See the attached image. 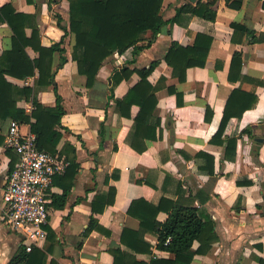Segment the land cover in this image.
Wrapping results in <instances>:
<instances>
[{
	"label": "crops",
	"instance_id": "0c3cea01",
	"mask_svg": "<svg viewBox=\"0 0 264 264\" xmlns=\"http://www.w3.org/2000/svg\"><path fill=\"white\" fill-rule=\"evenodd\" d=\"M184 3L185 0H164L163 20L173 18ZM6 5L16 13L35 16L42 46L59 43L65 35L57 24V15L68 28L69 0H0V8ZM232 24L245 25L258 39L264 34V0H242L239 10L226 7L224 0H220L213 22L190 14L178 15L176 22L165 24L150 46L138 54L129 48L121 55L114 53L107 58L91 88L86 87L85 76L78 73L72 60L74 37L65 36L61 47L65 49L66 62L56 70L53 85L65 110L56 152L65 144L71 145L78 167L52 180L47 227L54 236L39 248L50 251L46 264H113L109 250L127 249L120 242L123 230L139 229V221L127 214V208L140 199L153 205L165 199L194 207L215 223L218 240L207 253L195 254L190 264H262L259 260H264V40L253 42L251 36L235 33ZM25 33L29 37L31 28ZM198 33L212 37L205 66L188 68L181 83L164 57L173 42L192 46ZM11 37L9 25L0 22V56L11 48ZM144 38L138 45L148 43L150 32ZM26 51L32 59L37 57L32 49ZM237 52L241 54L240 68L235 61L231 64ZM59 60L60 55L54 53L53 70ZM153 61L159 64L148 80L158 85L154 118L160 120V126L157 139L147 142L145 152L137 153L130 147L133 121L119 115L109 101L111 77L122 67L147 68ZM7 80L18 87L34 83V78ZM138 81L136 73L121 81L114 88L115 99H122ZM53 86L36 92L44 107L55 106ZM169 87L181 98L169 93ZM235 90L255 97V105L238 117L235 111L247 101L234 99L230 106L234 114L222 135L216 137L228 99ZM17 107L30 114L33 106L30 101L19 99ZM136 112L133 107L132 115ZM9 122L0 120V264H8L21 247L20 234L11 231L3 219L2 194L11 161L9 149L4 147ZM20 131L30 132L29 125H20ZM110 188L115 189L113 204L96 203V197H105ZM64 191V206H53V195L61 196ZM102 207V212H95ZM166 211L161 210L156 220L164 222ZM92 217L109 234L95 229L87 233ZM144 240L151 245L152 254H137L138 260L148 263L152 256L172 258L170 253L156 249L158 240L154 234H145ZM198 246L194 242L192 252Z\"/></svg>",
	"mask_w": 264,
	"mask_h": 264
},
{
	"label": "trees",
	"instance_id": "16d2710c",
	"mask_svg": "<svg viewBox=\"0 0 264 264\" xmlns=\"http://www.w3.org/2000/svg\"><path fill=\"white\" fill-rule=\"evenodd\" d=\"M27 1L32 2L33 0ZM163 1L69 0L68 28L62 25V19L57 15V24L65 35L59 43L50 47L41 45L35 16L16 13L10 5L0 8V22H6L12 31L11 48L0 56V120L9 119L17 121L20 125H29L30 132L36 136V145L40 151L65 156L68 166L64 173L54 176L53 181L78 167L75 160V149L71 145L65 144L59 153L56 152V146L61 138L60 130L63 128L61 121L65 110L62 98L53 85L56 70L66 62L65 49L61 47L65 36L73 35L72 60L77 64L78 73L85 76L86 87L91 88L103 62L114 53L121 55L132 48L133 54H138L150 46L165 24L176 22L177 16L181 14H190L213 22L220 7V0H197L195 4L185 0V3L176 10L175 16L164 21L161 14ZM224 3L226 7L233 10H239L242 6V0H224ZM232 27L235 33L240 32L251 36L253 42L264 40V34L256 39L245 25L232 24ZM27 28H31L29 37L25 33ZM147 32H150L148 43L138 45L145 39L144 35ZM211 43V36L198 33L192 46L183 47L176 42L171 44L164 60L172 68V74L179 82L185 81L188 68L205 66ZM27 48L36 52L37 57L32 59L26 51ZM54 53L60 55V60L53 70ZM234 61L235 65L237 64L240 68L241 54L239 52L234 54L231 64ZM158 64V61H153L147 68L133 70L122 67L115 70L111 77L109 101L113 102L119 115L133 121L130 147L137 153L145 152L147 142L157 139L156 130L160 126V120L154 118V114L158 104L156 97L158 85H152L148 77ZM134 73L139 76V81L122 99H115V86L123 80H128ZM7 77L19 80L34 78V83L32 86L18 87L10 83ZM50 86H53L55 106L47 108L39 103L36 92L38 89ZM168 92L175 93L178 98H181V94L177 93L174 88L169 87ZM238 98L247 101L235 111V116L238 117L252 108L256 102V98L251 95L238 90L233 91L226 104L216 137H220L224 132L227 122L234 114L230 112V106L234 99L236 101ZM19 99L32 103L33 109L30 114L17 107ZM133 107L137 108L134 116L132 115ZM207 110L210 111L209 107ZM207 120H209L208 117ZM229 143L225 147L226 152L229 150ZM232 149L234 150V146ZM7 154L11 157L9 163V173H11L15 168L16 157L9 150ZM107 195L97 196L96 203L106 201L103 205L113 204L115 189L110 188ZM66 197V191L61 196L53 195L52 205L57 208L63 207ZM165 204L168 207L164 208ZM102 209L103 207L95 212H102ZM161 210H167V218L164 222L156 220ZM127 214L139 221V229L137 231L123 230L120 242L127 249L109 250L113 257V264H190L195 254L207 253L218 240L215 223L209 217L201 216L198 209L194 207L173 204L165 199H160L158 204L153 205L140 199L130 203ZM44 228L47 231V241L52 240L54 233L49 227ZM94 229L109 234L92 217L86 232L89 233ZM147 233H152L157 237L156 249L170 253L172 258L158 259L152 256L148 263L138 260L137 254H152L151 245L144 240ZM194 242H198L199 246L192 252ZM48 253L50 251L46 248H33L27 252L25 247L21 246L8 264H46ZM259 261L264 264V260ZM50 264L56 263L51 261Z\"/></svg>",
	"mask_w": 264,
	"mask_h": 264
},
{
	"label": "built area",
	"instance_id": "2783aa9c",
	"mask_svg": "<svg viewBox=\"0 0 264 264\" xmlns=\"http://www.w3.org/2000/svg\"><path fill=\"white\" fill-rule=\"evenodd\" d=\"M4 147L15 153L17 162L2 194L3 219L11 231L20 234L21 246L30 252L46 242L44 227L50 217L52 180L64 173L68 163L59 154L40 151L36 136L21 133L19 123L14 120L9 122Z\"/></svg>",
	"mask_w": 264,
	"mask_h": 264
},
{
	"label": "water",
	"instance_id": "95a60500",
	"mask_svg": "<svg viewBox=\"0 0 264 264\" xmlns=\"http://www.w3.org/2000/svg\"><path fill=\"white\" fill-rule=\"evenodd\" d=\"M189 3L195 4L197 2V0H186Z\"/></svg>",
	"mask_w": 264,
	"mask_h": 264
},
{
	"label": "rangeland",
	"instance_id": "374dc122",
	"mask_svg": "<svg viewBox=\"0 0 264 264\" xmlns=\"http://www.w3.org/2000/svg\"><path fill=\"white\" fill-rule=\"evenodd\" d=\"M25 129H23V131H24Z\"/></svg>",
	"mask_w": 264,
	"mask_h": 264
}]
</instances>
